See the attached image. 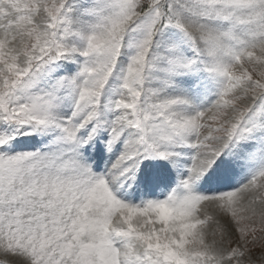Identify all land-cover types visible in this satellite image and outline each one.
Returning <instances> with one entry per match:
<instances>
[{"label": "snow or ice", "instance_id": "1", "mask_svg": "<svg viewBox=\"0 0 264 264\" xmlns=\"http://www.w3.org/2000/svg\"><path fill=\"white\" fill-rule=\"evenodd\" d=\"M0 264H264V0H0Z\"/></svg>", "mask_w": 264, "mask_h": 264}]
</instances>
